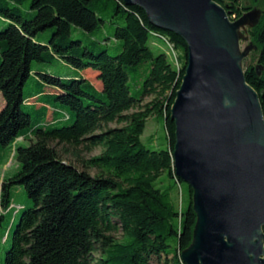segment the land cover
Masks as SVG:
<instances>
[{
	"label": "trees",
	"instance_id": "trees-1",
	"mask_svg": "<svg viewBox=\"0 0 264 264\" xmlns=\"http://www.w3.org/2000/svg\"><path fill=\"white\" fill-rule=\"evenodd\" d=\"M23 1L0 0L7 23L0 30V145L13 146L19 164L1 183L0 206L11 211L14 186H23L27 197L5 240L4 264H185L181 255L192 244L197 217L192 189L174 173L170 110L186 68V43L156 29L124 0H30L29 15L19 7ZM213 1L230 21L260 9L249 31L256 59L243 73L264 118V0ZM108 12L122 21L111 23L118 54L95 52V40H71L73 27L93 33ZM46 30L48 39L37 40ZM151 39L171 44L176 64ZM53 58L75 75L34 73L35 88L25 96L31 63ZM85 71L96 73L100 90ZM151 116L163 118V149L141 141ZM110 123L124 126L107 128ZM19 140L30 145L19 146ZM53 142L75 155L80 146L102 153L82 161L80 170L61 158Z\"/></svg>",
	"mask_w": 264,
	"mask_h": 264
},
{
	"label": "water",
	"instance_id": "water-1",
	"mask_svg": "<svg viewBox=\"0 0 264 264\" xmlns=\"http://www.w3.org/2000/svg\"><path fill=\"white\" fill-rule=\"evenodd\" d=\"M180 37L187 63L170 110L175 176L197 217L185 264H264V118L239 59L220 44L231 29L213 0H124Z\"/></svg>",
	"mask_w": 264,
	"mask_h": 264
},
{
	"label": "rangeland",
	"instance_id": "rangeland-1",
	"mask_svg": "<svg viewBox=\"0 0 264 264\" xmlns=\"http://www.w3.org/2000/svg\"><path fill=\"white\" fill-rule=\"evenodd\" d=\"M20 9L25 15H29L32 13L30 10V0H24L21 5H19ZM111 12L104 13L101 17L104 20V23L101 24L93 33H86L82 30L73 27L71 29V40H79L83 44H88L90 40L97 41V45L92 47L95 49L94 51L105 50L108 55L115 56L118 54V49L120 42L114 40L111 37L112 33V25L111 23H115L117 25H122V21L118 19L117 15L115 17L109 18L111 16ZM260 16V9L254 8L251 12L245 13L240 19L230 21L231 29L225 30L224 28L218 29L217 27V20L214 15H211L213 26L215 31L218 35L220 44L225 47L232 56L239 59V66L241 67L242 71L244 70L245 66L250 63H254L256 59V49L254 44L252 43L249 31L252 27L255 26ZM7 23L4 19L0 18V30H2ZM51 34L50 30H46L42 33H39L36 37L37 40L46 41ZM154 42L156 45L159 46L160 51L166 52L167 48L163 41L157 39H151L150 42ZM91 47V46H90ZM148 62L141 66V70L146 69L148 66ZM46 71L48 74L52 76H61L64 72L68 73L70 76L75 75L73 71L70 70L68 65L63 61L53 58L48 63L44 62H32L31 63V74L26 82L24 87V95L27 96L30 92L34 90V73L40 71ZM84 76L86 79H89L91 83L97 90H100L101 84L97 82L96 73L92 71H85ZM144 76L142 77V79ZM142 79L139 84H141ZM133 85L131 84V88L133 89ZM152 97L145 98L143 100V104L148 103L151 101ZM3 100L0 95V110L3 106ZM133 111L126 112L125 114H131ZM124 124H116L110 123L107 128H120L123 127ZM152 142V144L147 145L148 141ZM141 141L149 148L153 149H163L166 147V138H165V130H164V122L162 117L151 116L147 119L145 129L143 134L141 135ZM19 146L28 147L30 145L29 140H19ZM56 143H51L52 146H56ZM63 147V148H62ZM56 149L58 153L61 155V158L66 161L67 163H71L76 166L78 169H82L81 163L89 158L98 156L102 153V148L95 147L91 148V150L87 151L80 146L77 148V155L72 153L71 148L64 147L63 145H57ZM66 149V150H65ZM13 146H1L0 145V186L1 183L14 176L18 169L17 167L19 164L17 163L16 159L13 157ZM91 175H96V171L88 170ZM178 192L179 186H178ZM11 211L6 213L3 207L0 206V215H3V218L0 220V264H4V256L5 250L8 247V242H5L10 227L15 226L20 217V209L23 206L27 205V197L24 191L23 186H14L11 190ZM180 198V197H179ZM93 258L95 261L100 258L98 253H94ZM151 264H159L156 260L152 261Z\"/></svg>",
	"mask_w": 264,
	"mask_h": 264
},
{
	"label": "built area",
	"instance_id": "built-area-1",
	"mask_svg": "<svg viewBox=\"0 0 264 264\" xmlns=\"http://www.w3.org/2000/svg\"><path fill=\"white\" fill-rule=\"evenodd\" d=\"M167 46V54L170 57V59L176 64V53L173 49V46L166 42Z\"/></svg>",
	"mask_w": 264,
	"mask_h": 264
}]
</instances>
